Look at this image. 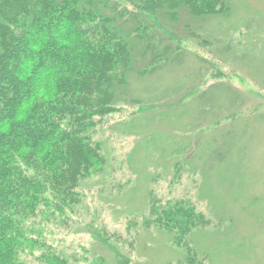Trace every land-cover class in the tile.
<instances>
[{
  "label": "trees",
  "instance_id": "1",
  "mask_svg": "<svg viewBox=\"0 0 264 264\" xmlns=\"http://www.w3.org/2000/svg\"><path fill=\"white\" fill-rule=\"evenodd\" d=\"M230 8V0H0V264H69L43 228L80 220L84 184L103 177L106 166L98 129L124 106L139 111L146 102L132 96L130 78L177 59L174 27L182 14L203 20ZM224 27L240 35V27ZM192 92L195 99L207 94ZM148 196V221L177 241V264H204L209 255L196 236L211 228L208 219L183 200ZM88 233L95 248L83 250L82 260L131 264L135 239L101 223Z\"/></svg>",
  "mask_w": 264,
  "mask_h": 264
},
{
  "label": "rangeland",
  "instance_id": "2",
  "mask_svg": "<svg viewBox=\"0 0 264 264\" xmlns=\"http://www.w3.org/2000/svg\"><path fill=\"white\" fill-rule=\"evenodd\" d=\"M230 7L203 20L182 14L174 27L177 59L130 78L143 108L128 104L98 129L106 166L103 177L84 184L80 220L43 228L69 264H91L82 251L94 250L88 228L99 223L136 240L131 264L182 260L174 237L148 221L149 191L164 204L183 200L208 219L211 228L196 236L209 255L204 264H264V0H230ZM225 24L240 27V35ZM196 90L207 94L188 96Z\"/></svg>",
  "mask_w": 264,
  "mask_h": 264
}]
</instances>
